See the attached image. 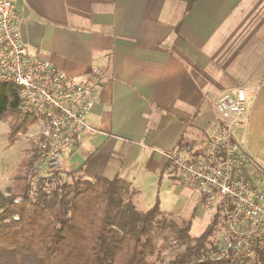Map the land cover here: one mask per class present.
Returning <instances> with one entry per match:
<instances>
[{
	"label": "crops",
	"instance_id": "obj_1",
	"mask_svg": "<svg viewBox=\"0 0 264 264\" xmlns=\"http://www.w3.org/2000/svg\"><path fill=\"white\" fill-rule=\"evenodd\" d=\"M11 1L30 54L93 88L89 129L63 171L118 179L141 198L172 182L166 155L208 142L223 126L215 101L243 88L234 139L250 177L264 179V0ZM186 189L181 217L205 213Z\"/></svg>",
	"mask_w": 264,
	"mask_h": 264
},
{
	"label": "built area",
	"instance_id": "obj_2",
	"mask_svg": "<svg viewBox=\"0 0 264 264\" xmlns=\"http://www.w3.org/2000/svg\"><path fill=\"white\" fill-rule=\"evenodd\" d=\"M22 13L11 0H0V83L14 84L19 111L35 116L30 138L36 155L31 173L63 171L67 158L89 129L87 116L95 106L93 88L30 54L22 40ZM223 126L208 142L176 147L167 156L169 170L184 186L200 193L204 207H221V243L203 258L217 262L248 260L264 242V179L247 172L248 156L234 139L247 113L243 88L215 101Z\"/></svg>",
	"mask_w": 264,
	"mask_h": 264
},
{
	"label": "trees",
	"instance_id": "obj_3",
	"mask_svg": "<svg viewBox=\"0 0 264 264\" xmlns=\"http://www.w3.org/2000/svg\"><path fill=\"white\" fill-rule=\"evenodd\" d=\"M14 120L8 136L14 143L30 132L38 120L19 111L14 84L0 83V120ZM182 147V144L180 145ZM28 161V168L36 155ZM260 171L263 167L258 165ZM120 180H88L82 170L53 174L17 173L7 193L0 191V264H227L202 258L216 249V235L224 229L219 207L205 232L192 237L197 208L184 222L179 238L184 247L173 258L150 260L154 220L162 213L159 203L139 211L130 191ZM127 197L126 205L117 199ZM203 204V202L201 201ZM167 222V220H164ZM231 264H264V242L254 258Z\"/></svg>",
	"mask_w": 264,
	"mask_h": 264
},
{
	"label": "rangeland",
	"instance_id": "obj_4",
	"mask_svg": "<svg viewBox=\"0 0 264 264\" xmlns=\"http://www.w3.org/2000/svg\"><path fill=\"white\" fill-rule=\"evenodd\" d=\"M13 124L14 120L12 118L0 120V191L5 194L7 189L13 185V176L17 173L26 172L28 161L34 153V148H36L29 135L34 129L25 135H19L14 143H10L8 136ZM144 193L146 195L141 198L132 195V201L137 209L140 206L138 210L144 212L159 203L162 212L153 222L151 234L153 243H155V250L150 255V260L156 261L159 257L169 260L184 247L179 234L181 228L185 226L184 222L186 223L191 218L181 217V215H183L187 206L190 208L191 195L188 189L174 177L172 182L165 183L161 181L155 190L152 188V190H147ZM127 201L128 198L123 197V199H117L116 202L117 205L119 204L122 207L127 204ZM203 208L205 213L202 211L196 213L198 218L195 217L194 226L192 231L189 232L192 237L201 236L207 228V223L211 220L213 213L205 207ZM164 220H167V222ZM222 232L215 237L216 246L221 243Z\"/></svg>",
	"mask_w": 264,
	"mask_h": 264
}]
</instances>
